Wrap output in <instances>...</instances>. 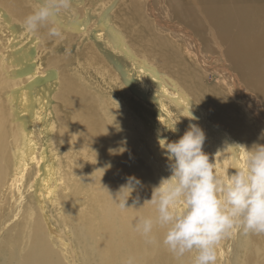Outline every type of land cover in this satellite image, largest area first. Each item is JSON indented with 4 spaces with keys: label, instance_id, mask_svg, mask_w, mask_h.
Masks as SVG:
<instances>
[{
    "label": "bare ground",
    "instance_id": "obj_1",
    "mask_svg": "<svg viewBox=\"0 0 264 264\" xmlns=\"http://www.w3.org/2000/svg\"><path fill=\"white\" fill-rule=\"evenodd\" d=\"M91 2L75 5L82 15H68L63 33H83V16L110 15L111 47L126 49L141 70L145 80L134 87L151 99L156 121L152 132L146 129L104 87H93L80 73L73 79L59 55L47 58L55 70L42 80L37 40L52 50L58 43L47 29L23 25L40 3L0 0V264H125L129 258L134 264H192L189 254L177 259L163 245V229L152 240L134 229L139 216H155L147 201L171 175L156 143L163 133L178 140L190 123L198 124L206 134L203 149L223 176L245 147L264 143V0H118L108 13L94 10L101 0ZM130 47L155 52L159 68ZM208 72L222 79L212 99L218 108L227 103L225 114L212 104L209 113L195 100L207 96L190 80L205 83ZM129 177L141 184L126 203L132 208L122 209L115 199ZM37 193L54 197L51 210L36 207ZM46 221L59 228L58 238L49 237ZM216 264H264V235L235 231L218 245Z\"/></svg>",
    "mask_w": 264,
    "mask_h": 264
},
{
    "label": "clouds",
    "instance_id": "obj_2",
    "mask_svg": "<svg viewBox=\"0 0 264 264\" xmlns=\"http://www.w3.org/2000/svg\"><path fill=\"white\" fill-rule=\"evenodd\" d=\"M72 3L41 0L23 25L28 31L45 28L49 37L62 38L69 28L64 14ZM169 130L177 131L175 127ZM205 139L204 130L190 123L178 140L162 145L171 175L161 179L147 201L154 206L155 216H139L134 224L135 231L149 240L157 228L163 229V245L177 259L194 253L192 264H216L218 245L237 230L264 235V143L245 147L244 156L223 176L203 149ZM140 184L138 178L129 177L122 186L115 199L122 209L132 208L126 203ZM138 202L137 198L133 203ZM125 264L134 261L129 258Z\"/></svg>",
    "mask_w": 264,
    "mask_h": 264
},
{
    "label": "rangeland",
    "instance_id": "obj_3",
    "mask_svg": "<svg viewBox=\"0 0 264 264\" xmlns=\"http://www.w3.org/2000/svg\"><path fill=\"white\" fill-rule=\"evenodd\" d=\"M29 1L32 2L33 0ZM36 1L39 3L41 2V0ZM85 1L86 0H73L71 9L64 14V19L68 18V15H73L75 12H77L75 8H77L78 6L75 5L80 4L81 6L82 4H84ZM98 1L99 0H93V2L91 3H98ZM101 1L104 4H102L99 8H94V10H103L108 13L117 7L116 4L118 0ZM92 9L93 8H91L90 10ZM77 13H79V16L82 15V11ZM107 15L108 14L106 13L99 14V12H97V16H93L91 19H88V17L86 18L83 16L81 18V20H83L85 24L83 33L73 35V33L68 32L70 38L65 33H63L62 38H56L58 46L57 48H55V50L48 49V44H44L41 39L38 38L36 43L38 44V46L34 54L36 62L35 68L41 66L42 69L45 70L46 74V77L42 78V80H49L50 75L53 73L55 68H52L53 66H51V62L49 63L48 60L51 57L54 58L55 55H59L62 61H64L66 67L70 69V76L73 79L77 80L78 73H80V76L83 79L87 80L89 83L93 84V87H104L102 89L103 93L109 97L113 96L114 104L126 107L130 106V108L133 109L132 114L136 117L139 115L141 121L143 122V126L146 129L149 128L152 132L153 126L151 123V119L156 121L157 114L154 112L151 99L148 97L144 98L140 96L139 92L134 87L135 82H138L142 79L145 80V77L143 76L141 70L136 67V64H134V60L128 57L126 49L122 47H111L110 39L113 40V25L111 24L112 21L110 19V15ZM101 25L104 26V29L101 28ZM130 49L136 57L148 59L152 63H156L154 65L159 68L157 65V63H159V59L155 52H147L142 50L140 47H130ZM47 58L49 59L47 60ZM212 60L214 61L215 59ZM9 73L13 74L14 72H11L10 70ZM207 76L208 77L205 78L206 80H204L205 83H203L202 80L197 79L196 76L195 79L190 80L191 83L198 88V90H202L203 94L207 96V100H195L203 108H205L207 112H209V105L212 104L215 107L216 111H221L225 114V108L227 106V103H222V105L218 108L215 106L214 101L212 99V87L217 84L219 77L213 75L211 72H208ZM57 77L59 79L58 70L56 78ZM7 78L12 79L10 74ZM219 79L222 80L221 78ZM59 87L60 81L56 85V90L54 94H56ZM105 89L108 90L109 94L105 93ZM56 104L57 99L53 98L51 102V107H55ZM169 106L171 107L173 113H175L176 115H181L177 112V110H175L172 105ZM239 120L242 122L241 119ZM12 123L14 126L17 125V121L14 119H12ZM232 123L234 122L227 120V125ZM227 125L223 127H227V129L230 130ZM37 138L38 140H40L38 134ZM161 140H164L165 143L173 142L175 140L170 134L163 133L161 135L160 140L156 143V149L158 150L161 160L165 164L167 163V155L165 149L162 146L163 144L161 143ZM149 155H151L152 159L155 158V154H153L152 152H149ZM17 159L18 157L15 160L17 161ZM146 161L147 163H149V160L146 159ZM154 163L151 164L154 166ZM36 195V207L40 209L43 208L41 210H44V212L46 210H51V199H53L54 197L44 198L41 195L39 196L38 193ZM59 212L60 209L57 213ZM45 225L49 233V237L58 238L56 235H53V233L58 232L59 228L57 226L52 225V223H50L49 221H46ZM56 249L60 250L61 246L56 247ZM189 255L193 259L194 253H190Z\"/></svg>",
    "mask_w": 264,
    "mask_h": 264
}]
</instances>
